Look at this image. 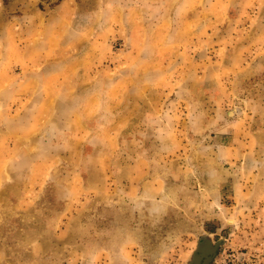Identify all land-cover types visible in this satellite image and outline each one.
Returning <instances> with one entry per match:
<instances>
[{
	"label": "rangeland",
	"instance_id": "374dc122",
	"mask_svg": "<svg viewBox=\"0 0 264 264\" xmlns=\"http://www.w3.org/2000/svg\"><path fill=\"white\" fill-rule=\"evenodd\" d=\"M24 4L0 14V264H264V0H70L45 35Z\"/></svg>",
	"mask_w": 264,
	"mask_h": 264
},
{
	"label": "crops",
	"instance_id": "0c3cea01",
	"mask_svg": "<svg viewBox=\"0 0 264 264\" xmlns=\"http://www.w3.org/2000/svg\"><path fill=\"white\" fill-rule=\"evenodd\" d=\"M22 1H23V3H25L24 4L25 9L22 10V12L25 15L30 16L31 18H35V17L37 18L39 16H42L41 18L43 20L40 23V26L41 27H38V30L37 31H41V33H44V35H45L53 27V24L54 23L52 21V19H53L52 18L53 17L52 15L54 14V10L56 12H58L59 10H63L64 4L67 3V2H69L70 0H62V1H60L57 4V6L55 7V9L51 10V13L48 11L47 14L46 13H43L41 10H39L38 7H36L38 5V1L39 0H22ZM2 3H3V0H0V14L2 13V8H1L2 7ZM43 14H46V15L43 16ZM20 27L22 29L23 28V24H21ZM37 34H38V32H37ZM35 37H38V38H35V40L33 39L32 42H36L37 43V44L35 43L36 46H39V47L44 46V43H43L44 40L42 39V37L41 36H38V35H35ZM41 58H43V57H41ZM39 60L41 62L38 61L37 63H39V66H41V67H40V70L38 71L39 72L38 75L39 76H43V75H45L46 70H47V68H44L43 69V64H44L43 61H50V59H49V57H47V59H46V56H45L43 58V60L42 59H39Z\"/></svg>",
	"mask_w": 264,
	"mask_h": 264
},
{
	"label": "water",
	"instance_id": "95a60500",
	"mask_svg": "<svg viewBox=\"0 0 264 264\" xmlns=\"http://www.w3.org/2000/svg\"><path fill=\"white\" fill-rule=\"evenodd\" d=\"M206 253L205 257L197 255V259L190 264H208L212 256L215 254V249L211 248V250L206 251Z\"/></svg>",
	"mask_w": 264,
	"mask_h": 264
}]
</instances>
